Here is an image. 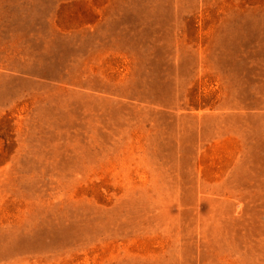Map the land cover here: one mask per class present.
Masks as SVG:
<instances>
[{
  "label": "rangeland",
  "instance_id": "1",
  "mask_svg": "<svg viewBox=\"0 0 264 264\" xmlns=\"http://www.w3.org/2000/svg\"><path fill=\"white\" fill-rule=\"evenodd\" d=\"M0 264H264V0H0Z\"/></svg>",
  "mask_w": 264,
  "mask_h": 264
},
{
  "label": "crops",
  "instance_id": "2",
  "mask_svg": "<svg viewBox=\"0 0 264 264\" xmlns=\"http://www.w3.org/2000/svg\"><path fill=\"white\" fill-rule=\"evenodd\" d=\"M215 118H217V117L215 116Z\"/></svg>",
  "mask_w": 264,
  "mask_h": 264
}]
</instances>
